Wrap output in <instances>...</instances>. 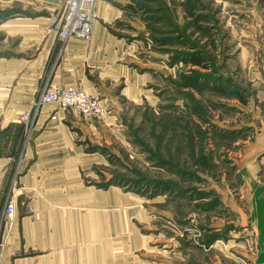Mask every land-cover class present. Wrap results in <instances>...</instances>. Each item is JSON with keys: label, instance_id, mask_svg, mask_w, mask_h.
Here are the masks:
<instances>
[{"label": "rangeland", "instance_id": "1", "mask_svg": "<svg viewBox=\"0 0 264 264\" xmlns=\"http://www.w3.org/2000/svg\"><path fill=\"white\" fill-rule=\"evenodd\" d=\"M107 1L123 13L109 29L129 47L121 63L149 99L122 101L89 148L104 159L97 184L135 199L137 259L264 264V0ZM15 5L0 13H38Z\"/></svg>", "mask_w": 264, "mask_h": 264}, {"label": "crops", "instance_id": "2", "mask_svg": "<svg viewBox=\"0 0 264 264\" xmlns=\"http://www.w3.org/2000/svg\"><path fill=\"white\" fill-rule=\"evenodd\" d=\"M0 2L38 12L0 23V264H152L136 256L147 245L134 224L142 222L135 199L96 187L104 159L88 150L103 127H115L112 112L122 101L149 99L145 76L121 63L128 45L109 31L123 19L120 7L95 0L89 40L60 41L49 25L64 0ZM47 85L84 90L108 113L88 124L73 111L43 106L24 136L17 120ZM7 203L15 211L10 230L1 223Z\"/></svg>", "mask_w": 264, "mask_h": 264}, {"label": "built area", "instance_id": "3", "mask_svg": "<svg viewBox=\"0 0 264 264\" xmlns=\"http://www.w3.org/2000/svg\"><path fill=\"white\" fill-rule=\"evenodd\" d=\"M94 3L95 0H64L62 12L50 22L49 31L60 41L68 38L89 40L94 18ZM49 105H54L56 111H73L88 124L106 112L102 102L84 90L63 85H47L42 87L37 98L29 102L27 111L17 120L18 125L23 128L24 136H28L34 127L38 110ZM50 119L55 120V114ZM14 216V205L7 203L1 221L6 230L11 229Z\"/></svg>", "mask_w": 264, "mask_h": 264}, {"label": "trees", "instance_id": "4", "mask_svg": "<svg viewBox=\"0 0 264 264\" xmlns=\"http://www.w3.org/2000/svg\"><path fill=\"white\" fill-rule=\"evenodd\" d=\"M128 1L138 2V3H145V2H149L150 0H128ZM126 8H131L130 7V3H129V6H127ZM133 11H138V10L137 9H133ZM185 11L187 12V15L189 17H191V18L193 17V13H192L193 7H192V5H190V3H187L185 5ZM7 16H8L7 13H3V14L0 13V23L5 21V20H7L8 19ZM198 29H200V28H198ZM190 63L192 64V66H199L201 64L200 60L196 59V58L192 59L190 61ZM193 88H195V87H193ZM216 91H218V90L216 89ZM88 150H89V152H98L97 147L96 148L92 147L91 149L89 148ZM113 185H114L113 183H107L105 185L96 184V187L99 188V189H105V188H108V187L113 186Z\"/></svg>", "mask_w": 264, "mask_h": 264}]
</instances>
